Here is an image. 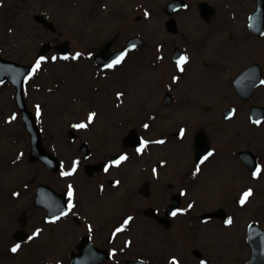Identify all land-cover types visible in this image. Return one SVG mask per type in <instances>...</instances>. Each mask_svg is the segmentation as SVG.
<instances>
[{
    "label": "flooded vegetation",
    "instance_id": "af4514ba",
    "mask_svg": "<svg viewBox=\"0 0 264 264\" xmlns=\"http://www.w3.org/2000/svg\"><path fill=\"white\" fill-rule=\"evenodd\" d=\"M60 1L0 0V28H6L4 29L6 36H12L13 26L16 25L14 20L30 17L43 38L36 55L44 43H51L54 46L68 43L71 49L70 41L55 39L56 36L65 34V31L58 26L61 14L56 12V8L60 9L56 4ZM89 1L90 7L95 4L94 6L111 14L115 10H120V6L125 2V0ZM134 1L137 2L132 6V10L134 13H140L137 20L147 25L157 22L155 25L165 33V37L157 39L158 36L154 32L149 40L139 32L125 41L126 43L129 39L138 37L152 45L154 69H156L153 71L161 69L166 59L171 64L173 71L169 73V79L162 82L163 92L158 99L160 109L167 110L177 106L194 108L193 93L188 89L184 91L181 89L191 73L190 70H195V67H199V70H214L216 82L211 84L210 91L217 97L222 92L221 74L228 76L224 84L226 88L224 91L228 92V95L224 99L219 97V102L223 101V103L218 104L216 108L210 104L203 106L204 112L214 111V117L196 118V129L191 128L192 123L184 121L181 124L178 121L176 124H179V127L171 135L151 136L154 134L153 127L158 120L157 111H149L148 118L153 120L148 122L144 119L143 126L141 125L142 131L134 127L122 136V142L120 141L122 150L115 153H109L106 147L101 145L98 133L90 129L97 123L99 116L96 101L73 98V102L81 109L71 112L73 121L70 128L77 125V129L73 133L70 130L62 133L66 147H61L60 138L55 131L42 132L46 151L61 165L59 171H52L43 161H30L32 152L30 138L14 155L6 159L9 169L40 165L49 174L54 175L57 182L63 186L56 188L39 182L36 177L28 180L26 174L21 175L23 180L16 185H4L0 180V193L3 195L0 207L10 212L5 234L0 238V264H11L14 260H19L26 250L40 246L35 245L43 238L48 228L59 229L62 226L74 231L73 239L64 250L65 254L51 259L48 264H190L189 252L196 261L195 264H221L224 257H214L213 245L208 241H212L214 246L220 249H225L227 258L236 254L234 252L237 250L233 249L229 237L232 239V232L241 218L239 216L244 213H249L250 218L245 221L243 227L244 253L236 256V264H249L252 261L254 264H264L262 234L264 207L258 210L259 213L254 212L256 215L254 219L253 211L249 212L252 201L257 196L254 185L264 182V118L256 121L258 117L252 115L253 108L264 107V51L259 54L258 47L252 48V45L250 48L247 46V49L240 50L244 43L247 45L255 41L256 44H264V0L222 3L208 0H164L159 8H155L151 0ZM176 1L177 3L172 4ZM67 2L73 8L80 4V0H66V4ZM34 3H41L36 11L31 9ZM192 14L196 18V26L202 28V34L197 33L191 25H184L181 22V16L188 17ZM94 16L96 19L99 14L95 12L91 17ZM119 19L123 20L122 14ZM44 22L54 26L55 30L46 29ZM226 36L229 38L228 42ZM218 37H224L223 41L233 45L229 47L227 43L221 42L213 51L212 42L218 40L216 39ZM194 52L199 55L197 63L194 62ZM253 52H257L259 58L248 62L253 58L248 55ZM219 53H222L221 56L215 60ZM47 56L50 59L58 54L52 50ZM182 56L187 57V62L182 66L183 70L178 67V61ZM30 64H34V61ZM47 71L37 70L30 77L24 90L30 111L42 124L46 103L41 102L40 98L56 95L61 89L59 84L49 85L44 82L43 73ZM98 71L104 73L110 70ZM107 76L108 74H105V77ZM189 78V82L196 87H200L198 84L200 80L203 81L201 77L197 80L194 77ZM36 80H39V83H35ZM3 87L10 89L8 98L12 108L5 120L16 119L15 122L19 120L23 125L22 116L15 105V88L10 83L0 84V88ZM94 90L96 93L103 92L98 86L93 88V92ZM114 96H116V105L121 106L124 98L127 97V92L125 89L116 90ZM88 121L90 124L87 126ZM80 125L86 126L80 127ZM24 130L26 137H30L28 131L25 128ZM132 130L136 131L142 141L138 140L134 147H125L124 140ZM197 136L200 152L204 154L208 148L209 153H212L210 156L206 155L207 159H204L206 156L203 157L201 160L203 163L195 161ZM172 137L176 139L177 144L189 139L193 154L191 167L184 172L177 171L179 175L174 183L178 185L174 188L170 186L171 178L168 180L166 178L167 174H173L169 158L164 157L156 163H139L136 162L134 155V158L132 157V153L141 157L147 150L150 151L152 146L163 149L172 142ZM121 157L125 159L121 160ZM48 159L55 163L52 158ZM131 166H137L136 169L149 178L137 190L141 197L152 198V186L156 185L159 188L169 181L166 186L169 193L164 198V203L147 205L144 208L134 204L135 206L126 207L127 210L120 209V202L124 203L123 199H128L129 196L121 198L119 194L111 193L120 192L127 186L122 175L123 171ZM257 168L260 169L259 173L256 171ZM68 172L71 175H64ZM177 172H174V175ZM208 172L209 178L206 179ZM82 178L87 180L93 189V202L87 199V196H82V186L78 182ZM127 181L132 184L133 178L129 180L128 177ZM133 187L128 186L127 193L134 192L135 187ZM249 191L251 195L241 203L244 194ZM211 198L216 199L215 203L219 199L220 205L205 207V200ZM93 210L96 218H89L88 213ZM229 220L231 223L228 222ZM141 222L147 223V227L143 230L155 228V233L164 232L167 236L163 244L172 253L168 255L154 251L143 253L142 246L136 243L131 235L134 230L139 231L138 225ZM176 229L183 234L182 238L176 235ZM249 230H252L253 242L256 243L249 241ZM57 238L60 240L61 235ZM16 245H19V248L13 253L11 249ZM178 249L182 252H177Z\"/></svg>",
    "mask_w": 264,
    "mask_h": 264
},
{
    "label": "rangeland",
    "instance_id": "374dc122",
    "mask_svg": "<svg viewBox=\"0 0 264 264\" xmlns=\"http://www.w3.org/2000/svg\"><path fill=\"white\" fill-rule=\"evenodd\" d=\"M208 1L214 3L241 2V0ZM136 2L137 1L134 0H125L122 6H120V10H122V12L120 10H115L113 14L108 11H102L98 6H94L95 4H92L90 7L89 0H80V4L75 8L70 7L68 2L66 4V0H61L58 4H56L60 9L55 6L48 5L49 7H55L57 9L56 12L61 14L59 19L57 17L56 18L59 20V28L65 31V34L62 36H56L55 39L60 41H70L72 50L69 60L66 59L64 62H59L55 65L43 62L42 65V67H47L48 70L43 73L44 82L49 85L53 83L59 84L61 88L56 95L43 96L40 98L41 102L44 101L46 103L44 106V128L47 131L51 130L57 133L60 138L61 147H66V141L63 139L62 133L70 129L71 122L73 121L71 112L75 109H81L79 105L73 102V98H81L83 100L94 99L96 101V105L99 109V116H97V123L92 125L90 129L98 133L99 139L102 142L101 145L106 147L105 149L109 153H115L122 150V136L127 134L129 130L134 127H138L139 130L142 131L141 127L143 126L144 119H147L146 121L148 122L153 120L148 118L147 114L149 111H157V116H155L158 120L153 127L154 134L151 136L161 137L164 134L171 135L178 129L179 124H176L178 121L181 122V124L184 121L192 123L191 128L196 129V118L200 116L214 117V111L204 112L202 109L203 106L210 104L216 108L218 104L222 105L223 103V101L219 102V97L221 96V98L224 99L228 95V92L224 91L226 90L224 84L226 82V77L228 76L221 74L220 87L222 92L221 95L219 94L220 96L217 97L212 95L210 91L211 84L216 82L214 70H199V67H195V70H190L191 73L186 81H183L184 85L181 89L182 91L188 89L193 93L195 97L194 108L177 106L167 110L160 109L158 99L163 92L162 82L169 79V73L173 71V68L166 59L161 69L153 71L156 70L154 69V52L153 47H151L152 45L148 42L145 49H138L137 51L132 52V54L130 53L120 62V64L107 69L113 70L112 72H109L107 77L96 71L102 69L95 65L92 58V52H97L98 48L111 38H115V43L111 49L114 51L122 48L127 38L134 36L139 32L144 34L149 40L154 32H156L158 36L157 39L165 37V33L155 25L157 22H154L153 25H147L144 22L137 20L140 13H134L132 10V6ZM247 2H251V0H248ZM151 3L156 6L155 8H159L163 5L164 0H151ZM34 4L35 5L32 6L31 9L36 11L41 3ZM95 12L99 14L96 19L95 16L94 18L91 17V15ZM120 14L123 15L122 21L119 19ZM14 21L16 25L13 26L14 33L12 36H6L4 31L6 28H0V54L7 59L29 65L37 56V49L41 44L40 41L43 40L42 33H40L38 28L35 27L36 24L30 17L27 19L20 17L18 20L15 19ZM181 22H183L184 25H191L197 33H203L202 28H198L196 26L197 22L194 14L188 17L181 16ZM75 26H77L76 32ZM83 35H87L88 38L87 36L83 37ZM166 36L168 37L169 35ZM223 38L224 37H218L216 38L218 40L212 42L213 51H215V47L218 44H221V42L223 44L228 42V36H226L227 42L223 41ZM231 45H233V43H227V46L231 47ZM251 45L252 48H254V46L258 47L259 54L261 51H264V44H256L255 41H252L247 45L244 43L240 50L247 49V46L250 48ZM227 49L231 50V48ZM221 54L222 53H219L215 60H218ZM194 56V62L197 63L198 61L196 60H198L199 55L194 52ZM248 56L253 57L248 60V62L255 61L259 58L257 52H253ZM41 64L42 62L39 63V66ZM237 67H239V65ZM163 71H165V73ZM189 77H194L196 80L200 77L203 78V81L200 80L198 83L200 87H196L194 84H191L189 82ZM35 83H39V80H36ZM103 83H106V85ZM97 86L103 89L102 93H96L95 90L93 92V88H97ZM120 89H125L127 97L124 98L123 104L118 106L116 105V96H114V92ZM0 90H2L0 93V162H2L0 163L2 165L0 166V180L3 181L4 185H16L17 183H21L20 180H23L21 175L26 174L28 180L36 177L39 182L50 184L56 188L63 186V184L57 182L54 175L49 174V172H47L40 165H36L35 167L28 165L24 168L20 167L18 169L8 168L9 163L6 161L8 156L14 155L21 147H23L29 137H26L27 134L19 120L11 124L5 122L6 115L8 116L12 109L11 102L8 98L10 89L8 87H3L0 88ZM200 92L201 95H199ZM180 93L182 95L181 91ZM89 124L90 122L88 121L87 126ZM166 128L169 130L167 131ZM221 136L222 135L220 134V137ZM171 139L172 142H170L168 146L163 149H156L153 146H150L151 150H147L148 152L146 151L144 155H141V157L133 153L132 157L134 155L136 162L139 163H156L164 157L169 158L172 163L170 169L172 168L173 174H167L166 178L167 180L171 178L169 180L172 183L170 186L174 188L178 185V183H174L179 175L177 171L184 172L187 168L191 167V164L193 163V154L191 141L189 139L180 144L176 143L177 141L175 138L172 137ZM136 168L138 167L131 166L130 168H126L123 171L122 176L124 180H126L127 186L124 187V189H121L120 192L111 193L112 195L119 194L121 198L129 196L128 199H123L124 203L120 202V209L135 206L134 204L139 205L140 208H144L147 205H155L160 202L164 203V198L169 193L166 190V186L169 181H166L162 187L159 188L158 186L153 185L152 198L147 199L141 197L137 193V190L148 177L146 178V176L140 173ZM210 170H212V167ZM174 172H177L176 175H174ZM128 177L129 180L133 178L132 184L127 181ZM207 178H209V172L206 179ZM78 182L82 186V196H87V199L93 202V189L90 187L89 183H87V180L82 178ZM128 183L130 185H128ZM128 186H134V192L127 193L126 188ZM254 190L257 192V196L252 201V205L249 210V212L253 211V219L256 218L254 212L259 213L260 211L258 210L261 209L262 206L264 207V182H259L258 185L255 184ZM2 199L3 195L0 193V201H2ZM215 201V198L205 200L204 206L211 207L213 204L220 205L221 202H219V199H217V203H215ZM3 211L4 210L0 207V238L5 234V228L8 226L7 219L10 213L9 210H7V212L4 211L5 213ZM88 215L89 218H96L94 210L92 212L90 211ZM239 218L240 220L238 221L237 227L232 232V239L229 237V241L233 249L237 250L234 252L236 254L227 258L225 256L227 253L225 249H220L219 247L214 246L212 241H208V243L213 245L212 249L214 257H224L221 264H236V256L244 253L242 243L243 227L245 221L250 218V215L249 213H244L243 215H240ZM144 227H147L146 222L139 223V231L134 230L133 234H131L136 243L142 246L141 250L143 253H152V251L164 253L166 255L172 253L170 252L171 250L163 244L166 242L167 236L164 232L160 231V233H155V228L143 230ZM66 228L67 227L65 226H62L59 229L48 228L43 238L37 245H35H40L38 248H29L22 254L19 260H14L11 264H48L51 259L56 258L59 255H64V250L68 247V244L73 239L74 234V231L67 230L68 228ZM175 232L177 236L182 238L181 236H183V234L178 232V229H176ZM224 234L227 235L228 233ZM60 235L61 239L59 240L57 237ZM177 252L182 251L178 249ZM188 262H190V264H195L196 262L192 259L190 252L188 253Z\"/></svg>",
    "mask_w": 264,
    "mask_h": 264
},
{
    "label": "water",
    "instance_id": "95a60500",
    "mask_svg": "<svg viewBox=\"0 0 264 264\" xmlns=\"http://www.w3.org/2000/svg\"><path fill=\"white\" fill-rule=\"evenodd\" d=\"M48 27H50V25H48ZM135 42L138 43V40L135 39V40L130 41L127 47L135 45L136 44ZM114 43H115V38L106 42L99 48V52L96 55V62L98 64L104 67H107L108 65H111L112 63H114L116 60L120 59L123 56L127 48H124L121 51L113 53L111 48L114 45ZM68 47H69V44L64 43V44L57 46V49L61 50L64 54H66L68 52ZM47 49H48V45L44 46L41 53L44 54L47 51ZM31 72H32V67L22 66L17 63L6 61L0 57V82L10 80L18 88V91L16 94L17 104L23 112L24 119L26 122L25 125L31 133L32 147L34 149L31 158L33 161H37L40 159L47 160L46 152L41 150L42 136L34 120V117L31 115L30 112L27 111V108H26V105L23 99L22 91H23L25 82L27 78L29 77V75L31 74ZM137 138H138L137 135L133 131V133L129 137L126 138V141L128 140L137 141ZM131 145H134V144L131 143ZM126 146L128 145L126 144ZM253 243H256V242H253ZM250 264H254V263H250Z\"/></svg>",
    "mask_w": 264,
    "mask_h": 264
},
{
    "label": "snow or ice",
    "instance_id": "6c2138e0",
    "mask_svg": "<svg viewBox=\"0 0 264 264\" xmlns=\"http://www.w3.org/2000/svg\"><path fill=\"white\" fill-rule=\"evenodd\" d=\"M53 59H55V57H53ZM64 59H67V57H64ZM123 59V57H121L120 59H118V60H116L114 63H116V64H119L120 63V60H122ZM187 62V57L186 56H182V57H180V59H179V61H178V67H180V69L181 70H183V64H185ZM36 67L37 68H39V62H37V65H36ZM109 67H112V65H109ZM90 120H91V117L89 118ZM86 125H80V127H85ZM208 155L210 156V155H212V153L210 152V153H208ZM123 159H125V157H121V160H123ZM204 159H207V156L204 158ZM117 163H119V162H117ZM201 163H203V161H201ZM107 170V169H106ZM73 171H75V169H73ZM197 171H199V168H197ZM257 173H259L260 172V169L259 168H257ZM64 175H71V173L70 172H68V173H64ZM71 194V193H70ZM249 195H251V192L249 191L248 193H245L244 194V198L241 200V203H244L245 202V200L247 199V197L249 196ZM173 215H175V213H173ZM229 223H231V221L229 220L228 221ZM18 248H19V245H16L15 247H13L12 249H11V251L13 252V253H15L17 250H18Z\"/></svg>",
    "mask_w": 264,
    "mask_h": 264
},
{
    "label": "bare ground",
    "instance_id": "6f19581e",
    "mask_svg": "<svg viewBox=\"0 0 264 264\" xmlns=\"http://www.w3.org/2000/svg\"><path fill=\"white\" fill-rule=\"evenodd\" d=\"M162 65H163V64H162ZM209 235H210V234H209ZM41 237H42V236H41ZM19 256H20V255H19ZM19 256H18V257H19Z\"/></svg>",
    "mask_w": 264,
    "mask_h": 264
}]
</instances>
